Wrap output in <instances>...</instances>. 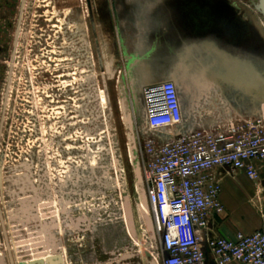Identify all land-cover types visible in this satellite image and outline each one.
<instances>
[{"label":"rangeland","instance_id":"374dc122","mask_svg":"<svg viewBox=\"0 0 264 264\" xmlns=\"http://www.w3.org/2000/svg\"><path fill=\"white\" fill-rule=\"evenodd\" d=\"M7 1L0 0V68H3L0 70V104L11 25L17 19L19 3L14 0L13 12H10ZM257 2L95 0L98 12L95 11L92 55L85 42H91L90 34L87 39L85 27L75 25L77 22L82 24L87 15L85 0H27L18 72L0 151V170H14L26 161L32 164V168L25 167L28 170H58V190L64 189L65 203L75 202L80 207L78 214L88 220L91 235L104 237L111 248L135 243L141 251L151 252L152 238L145 237L150 233L147 224L149 206L141 197L143 189L134 173L139 162V140L129 117L131 100H134L131 94L134 93L135 97L134 109L140 110L141 88L146 83L165 80L162 75L175 68L180 74L177 90L184 101V114L186 118L191 115L192 124L188 127H196L201 115L206 122H222L233 117L235 109V114H249L253 105L264 100V42L252 25V18L264 23L255 8ZM45 4L50 8H43ZM58 6L62 8L65 52L61 63L64 71L59 73L54 71L58 69ZM107 7L110 9V24L103 26L96 13H106ZM153 9L164 11L153 22L156 31L150 35L146 23ZM168 11L175 12L169 16ZM76 14L80 21H76ZM166 17H169V25ZM180 34H186V39L196 44L189 47L174 41L175 46H167L172 35L178 40ZM77 39L80 41L76 45ZM44 41L48 44L45 69L49 73L45 93L41 95L36 84L28 92L26 74L30 70L31 79L34 81L37 77L40 70L37 63L44 58L36 49L42 48L39 43L43 45ZM32 50L37 56L31 57ZM190 54L199 60L196 63L198 68H194L190 78H183L186 75L183 73L184 60ZM220 55L228 58L232 69L225 67ZM171 57L177 60L174 67L166 63ZM31 59L36 63L32 60L30 67ZM148 62L158 68L156 78L126 77L128 69ZM50 72L57 76L61 73L60 91L55 89L58 83L51 80ZM91 74L92 79H88ZM213 78L215 81L220 79L223 84H215ZM235 80L238 81L237 107L230 104L235 93V84L231 82L235 83ZM92 82L88 93L87 86ZM71 84L75 90L76 85L82 89L79 100L62 98L63 102H59L58 95H67ZM101 94L107 98L105 103H101ZM210 102L217 104L216 111L211 110ZM126 119L130 122L128 125ZM261 170L258 181L246 178L250 188L240 180L236 183L244 194L253 190L249 201L257 215L256 204L260 203L264 209V167ZM41 194L50 197L45 192ZM67 212L65 216H71ZM63 242L66 249H71L66 238Z\"/></svg>","mask_w":264,"mask_h":264},{"label":"built area","instance_id":"2783aa9c","mask_svg":"<svg viewBox=\"0 0 264 264\" xmlns=\"http://www.w3.org/2000/svg\"><path fill=\"white\" fill-rule=\"evenodd\" d=\"M139 101L141 109L136 111L131 100L129 117L139 140V185L149 206L152 232L145 237L152 238L148 255L153 264H264L260 203L255 205L260 228L252 234L206 236L209 218L224 212L215 171L240 172L251 181L259 180L264 167V103L249 114H234L222 122H206L204 115L198 116L192 128L188 127L191 115L186 118L172 81L144 86ZM26 166L32 168L26 161L18 169L0 170V213L14 264H47L58 257L62 264L125 261L119 252L112 259L83 262L82 252L92 251L88 220L78 214L77 203H65L64 189L58 190V170ZM130 247L141 252L135 243ZM0 261L10 264L1 223Z\"/></svg>","mask_w":264,"mask_h":264},{"label":"crops","instance_id":"0c3cea01","mask_svg":"<svg viewBox=\"0 0 264 264\" xmlns=\"http://www.w3.org/2000/svg\"><path fill=\"white\" fill-rule=\"evenodd\" d=\"M174 12L175 11H168V15L170 16V14L172 15L174 14ZM180 35L179 38L177 37L178 40L176 39V36L172 35L171 40L167 44V46L173 47L176 45L175 43H181L182 46L192 47L196 44V42L193 43L190 41V39H186V34ZM181 38L183 39L181 40ZM174 41L176 42L174 43ZM220 56L221 60L224 59V61L227 62V66H229L228 58H225V56L223 55ZM176 61L177 60L175 57H171V59H168L166 63H168V66L171 64L172 67H174ZM184 61V65L186 64V66H184L185 70L183 71V73H186V75H183V78H190L191 72H194V68H198L196 63H198L199 60L194 55L190 54L185 58ZM134 62L137 63L138 60H135ZM157 69L158 68H156V65L148 62L144 65H141L140 67L136 66L132 70L128 69L125 75L126 77L128 76L135 79H153L158 76ZM162 76L166 79H172L179 78L180 74L174 68L171 73H167L166 75ZM253 108L254 105L252 109ZM215 174L221 182L220 201L224 207V212L220 215H214L209 218L206 236L233 238L237 233L249 235L258 230L260 228V219L259 216L254 212V209L250 206L249 201L253 194V190L249 189L247 194H244L236 185L237 181L240 180L247 188H250L249 183H247L246 177L240 172L227 173L226 171L222 170H216ZM82 228L85 229V226ZM90 236L91 237L89 239L88 249H91L92 251L89 252L88 250L82 252L81 256L83 258V262L96 263L100 259H112L117 253L120 252L124 254L126 259L119 264H153L148 255V252H135L128 245L119 246L118 248L114 246L113 248H111L108 243H106L104 237L99 238L91 234Z\"/></svg>","mask_w":264,"mask_h":264},{"label":"flooded vegetation","instance_id":"af4514ba","mask_svg":"<svg viewBox=\"0 0 264 264\" xmlns=\"http://www.w3.org/2000/svg\"><path fill=\"white\" fill-rule=\"evenodd\" d=\"M107 2V0H104ZM26 2L27 0H24V6H23V13H22V19H21V23H20V28H19V33H18V39H17V42H16V46H15V32H16V27H17V19H18V10H19V6H20V0H19V3H18V7H17V19L15 22L12 23L11 25V29H12V34H11V40H10V46H9V54H8V61H7V65H6V70H5V73H4V85H3V91H2V97H1V104H0V121L2 119V129H1V136H0V151H1V147H2V140H3V137H4V133H5V125L7 123V121L9 120L8 118V112H9V106H10V102L12 100V96H13V88H14V79H15V76H16V73L18 72V65H19V57H20V51H19V48H20V40H21V37H22V26H23V19H24V12H25V9H26ZM51 3V2H50ZM59 5H61V2H58ZM85 4H86V17L84 18V22L82 24H79L78 25V22L77 24L75 25H78L80 27H85V30L87 32V39L89 37V34H90V38H91V42L87 41L86 39V48H87V51L88 49H90V53L93 55V51H94V28H95V11L98 12V7L95 6V0H92V2H90L89 0H85ZM90 4V5H89ZM7 7H8V11H12L13 12V7H14V0H8L7 1ZM50 8V5L48 4H45L43 5V8ZM54 10H56L57 6L56 4H54ZM100 11L102 10L101 7H99ZM106 13H96L97 14V18H98V21L99 20H102L100 22V24L102 23L103 26H108L110 24V9L107 7L105 9ZM164 10L163 9H160L159 11H157V9H153V12L151 14V17H148L147 18V23H146V27L147 29L150 31V35H153V31H156V29L153 27V22L155 23L156 20H158V16L161 14V12H163ZM260 13V12H259ZM74 13H72V17ZM261 15V18L262 20L264 21V16L260 13ZM71 17V18H72ZM75 19L76 21H80V18L78 17V15L76 14L75 16ZM74 19V20H75ZM83 19V18H82ZM167 19V17H166ZM62 8L58 6V69H54L55 72L58 71V73L60 71H64L63 66H62V55H64V51H63V39H64V34L62 32ZM169 17L168 19L166 20V24L169 25ZM46 21V20H45ZM73 21V20H72ZM48 27V25H46ZM102 28V26H101ZM78 29V27H77ZM144 30V29H143ZM78 32H76L77 34ZM66 34V32H65ZM250 34V33H249ZM148 35V34H147ZM251 35V34H250ZM77 43L76 45L78 44V42L80 41L79 39H77ZM46 41H44L43 45L42 43H39L42 48H37L36 50L38 52H42L41 54V58H44V60L42 62H38L37 63V67L40 69L39 72L36 73V76L37 77H34V81L31 79V76H30V73L29 72L30 70L27 71V80H26V83L28 84L26 86V88H28V92H30V88L32 89V85L33 84H36L37 85V88L39 89L40 91V94L43 95L45 93V89H46V83H47V80H48V76H47V73H49V71L47 69H45V66H46V59L48 58L47 55L45 53H47V42L45 43ZM2 50V48H0V51ZM77 51V50H76ZM32 56H37L35 55V53L33 52L32 50ZM13 55V56H12ZM30 58V56H29ZM57 58H55L56 60ZM32 60H30L29 64H30V67L32 66ZM35 63H36V60H33ZM222 62H225V61H222ZM225 67L227 66V62H225ZM54 64V63H53ZM41 65V66H40ZM10 66L12 67L11 69V75H10V81H9V86H8V91H7V96H6V105H5V110H4V114H3V118H2V108H3V101H4V96H5V93H6V87H7V83H8V73H9V70H10ZM55 66L57 67V65L55 64ZM230 68L232 69V65L230 64L229 65ZM3 68L1 67L0 70H2ZM230 69V70H231ZM33 73V72H32ZM121 73V71H120ZM232 74H233V71H232ZM50 75H51V80L55 83H58V85H55V89L60 91L61 90V87H62V81L60 80V78L62 77L61 76V73L57 75H54L53 73L50 72ZM58 78V80H57ZM237 78V77H235ZM216 79V78H213V80ZM231 79L233 80V78L231 77ZM220 81V84H223V81H221L220 79H218ZM237 80H235V83L234 82H231L232 84H235L234 86V90H235V93L232 94L233 96L231 97L230 99V104L234 107H237ZM92 85H89L87 86V90H88V93L89 91L92 89V86H93V82L91 83ZM74 85L71 84V86L69 87V91H68V94L67 95H62V93L60 95H58L59 98H61L59 100V102H63V99L62 98H66L68 100H71L73 101V99L75 101L79 100V95H81L79 92L80 88H78V86L76 85V90L74 89L73 87ZM144 87V86H143ZM142 87V88H143ZM58 88V89H57ZM141 88V89H142ZM233 88V87H232ZM209 92V91H208ZM87 104H89L90 100H89V94H87ZM29 99V96L27 97ZM212 98V97H211ZM93 102V101H92ZM217 104L215 103H209V106L211 108V110H215V107H216ZM29 107V105H28ZM236 109H235V113H236ZM212 113V111H211ZM234 113V114H235ZM39 132H40V129H39ZM88 133V132H87Z\"/></svg>","mask_w":264,"mask_h":264},{"label":"water","instance_id":"95a60500","mask_svg":"<svg viewBox=\"0 0 264 264\" xmlns=\"http://www.w3.org/2000/svg\"><path fill=\"white\" fill-rule=\"evenodd\" d=\"M23 6H24V0H20V6H19V10H18L17 27H16V32H15V46H16V42H17V39H18V33H19V28H20V23H21V19H22V13H23ZM255 8H256V10L258 12H260L264 16V0H258L257 4H255ZM252 25H253L254 29L256 30V32L258 33V35L260 36V38L264 42V31H263L262 27L260 26L259 22L255 21V19L252 18ZM11 69H12V67L10 66V70H9V73H8V83H7L6 93H5L4 101H3L2 118H3L5 105H6V96H7V91H8L9 81H10ZM161 81H172L173 83H175L177 88H178L179 82H180L177 78L165 79V80H161ZM161 81L149 82V83H146V85L153 84V83H158V82H161ZM146 85H144V86H146ZM131 96H132V99L135 100L134 93H132ZM134 100H133V102H134ZM182 102L184 103L183 99H182ZM261 103H264V100H262V102H260V104ZM1 129H2V119L0 121V136H1ZM133 159L136 160V156L135 155L133 156ZM134 173H135V178H136L137 182L139 183L140 182V170H139V167H138L137 163H136V166H135V169H134ZM141 197H143V200L146 202V200H147L146 196L143 194ZM0 223L2 225V232H3V236H4V239H5V243H6V249H7L9 262H10V264H14L13 260H12V257H11V254H10V249H9V246H8L6 231H5V228H4V225H3L1 213H0ZM147 224H148L149 231L152 232V223H151L150 219L147 220ZM34 264H42V263L38 262V263H34ZM47 264H62V261H61V258L58 257V259L56 261L50 260V261H48Z\"/></svg>","mask_w":264,"mask_h":264},{"label":"bare ground","instance_id":"6f19581e","mask_svg":"<svg viewBox=\"0 0 264 264\" xmlns=\"http://www.w3.org/2000/svg\"><path fill=\"white\" fill-rule=\"evenodd\" d=\"M259 24H260V26L262 27V29H263V31H264V23H259ZM78 25H79V24H78ZM78 25H77V26H78ZM107 68H108V70L110 69L109 66H108ZM214 81H215V79H214ZM214 83L217 84V85L220 84L218 80H216ZM93 91H94V90H93ZM105 94H106V93H105ZM100 99H101V103H105L107 98H105V95L101 94V95H100ZM101 105H102V104H101ZM125 122H126L127 125L130 123V122H128L127 119L125 120ZM129 138L131 139V134L129 135ZM129 153H130V156H131V155H132L131 148H130V150H129ZM131 158H132V157H131ZM145 214H146V213H145ZM1 263H3V262L0 261V264H1Z\"/></svg>","mask_w":264,"mask_h":264}]
</instances>
